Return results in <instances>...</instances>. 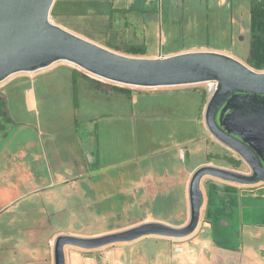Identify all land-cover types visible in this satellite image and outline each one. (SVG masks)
<instances>
[{"label": "rangeland", "instance_id": "obj_1", "mask_svg": "<svg viewBox=\"0 0 264 264\" xmlns=\"http://www.w3.org/2000/svg\"><path fill=\"white\" fill-rule=\"evenodd\" d=\"M170 1L174 5L170 8H156L158 2H155L157 17L143 22L137 14L143 0H54L49 21L123 55L135 56L128 53L132 45L142 47L147 55L208 46L229 48L245 63L249 48V3L241 11L246 32L240 33V44L235 33L238 26L235 7L230 18L226 15L216 18L209 13L205 19L200 10L205 3L210 10L214 0ZM162 2L165 0H159V4ZM224 3L222 0L221 4ZM71 69L86 73L71 63L59 61L31 74L11 76L0 86V133H6L8 125L15 126L13 138L0 143V149L12 153L0 152V184H13L9 189L0 187V264H51V245L58 235L88 238L155 219L150 205L136 207L141 190L135 187L128 193L125 191L128 185L121 189L122 182L127 173L137 169L144 174L151 163L156 168L163 166L162 162L180 164V148L188 154L189 167L209 161L217 167L231 170L238 167L235 171L249 173L235 152L214 140L202 127L210 97L205 95L206 83L132 87L141 95L119 105H107L99 91L86 96L78 90L74 100ZM86 75L99 87L114 85ZM191 90L197 98L188 111L170 100L175 99L176 93ZM34 92L37 103L30 108ZM90 124L96 125V131H89ZM73 136L76 146L72 155L81 157L90 152L97 157L96 167L94 162L84 161L89 170L84 168L82 174L72 158L65 166L57 167L47 156L49 142L54 141L57 146L69 142ZM14 139L23 141L27 149L15 154ZM205 181L225 183L210 176L204 177L203 186ZM242 187L262 188L264 183ZM123 197L135 201L137 214L131 208L127 213L125 200L121 201ZM255 218L258 217L244 214L243 221L249 224ZM188 219L186 201L172 206L166 214V222L177 227L187 224ZM156 239L147 236L129 243L144 248L152 258L158 245L164 247L163 243L153 245ZM257 243L254 241L252 246ZM65 250L69 256L71 251H86L69 246ZM255 257L259 264H264V251Z\"/></svg>", "mask_w": 264, "mask_h": 264}, {"label": "water", "instance_id": "obj_2", "mask_svg": "<svg viewBox=\"0 0 264 264\" xmlns=\"http://www.w3.org/2000/svg\"><path fill=\"white\" fill-rule=\"evenodd\" d=\"M53 1L0 0V83L12 74L34 72L58 61L126 86L168 87L216 81L204 109L205 126L250 169L247 174L200 166L189 181V220L185 226L147 222L98 237L58 235L53 241V264H65V246L94 249L145 235H189L199 221L203 203L199 184L205 175L245 185L264 182V71L215 51H189L159 58L119 54L50 22Z\"/></svg>", "mask_w": 264, "mask_h": 264}, {"label": "crops", "instance_id": "obj_3", "mask_svg": "<svg viewBox=\"0 0 264 264\" xmlns=\"http://www.w3.org/2000/svg\"><path fill=\"white\" fill-rule=\"evenodd\" d=\"M221 1L222 0H214V4L210 10L208 4L205 3L202 6L203 8H201L200 13L205 16V19H207L209 13H211V15L213 14L218 16L216 18L224 17L225 15L230 18L232 14V8L235 7L236 14L238 15L237 22L234 21L238 23L235 31L236 40H238V42L241 44L242 39L240 33L242 31H245V27L243 26L245 23L242 20L243 14L241 13V11L246 4H250V0H245V3L244 0H225L224 4H221ZM155 2H158V4H156V8L160 6H166L167 8H170L171 6H174L170 0H165V2H162V4H159V0H143L142 9L137 12V14L141 16L139 18L141 20L143 19V22L146 19H153L157 17V9H154ZM173 14H175V12H173ZM232 34L233 33H231L230 35L232 36ZM189 51H215L232 56L238 60L240 59L236 56L235 53L230 52L231 50L229 48H212L208 46L179 49L175 51L165 52L163 54H137V57L159 58ZM240 61H242V59ZM31 73L33 72H18L12 74L11 76ZM69 75L72 83L74 100L76 99L78 90L83 92V95L86 96L88 94H91L92 91H99L103 95L105 102H107V105L113 103L119 105L125 100H130L132 97L141 95V93L135 91L136 89L132 88L134 86L119 85L114 83V85H111L109 87H99L93 83L95 81L87 77L86 73L80 72L77 69H71ZM11 76H9L8 78H10ZM1 84L2 82L0 83V86ZM195 94L196 92H193V90L182 91L178 94H174L176 95L175 99L173 100V98L171 97L170 100L172 101V103H176V107L188 111L191 109V107L194 106V99L196 97ZM205 95H207L206 91ZM199 96L198 99H200ZM32 97V104L28 105L30 108L34 107L37 103L35 92L32 94ZM0 99H2L1 94ZM103 124L106 126L108 125V123ZM87 126L90 132L92 130L96 131V125L90 124ZM14 127V125H8L6 133H0V143L7 141V139L9 140L13 138L11 136L14 135L12 133ZM202 127L208 133L205 123H203ZM4 128L5 127L3 125L2 131ZM90 140L91 139L85 140V142L87 143ZM74 141H76V138H74L73 136L71 140H69V142H61L60 145L57 146L54 145V141L49 142V144L47 145V156L48 159L52 158L54 166L56 165L57 167L63 165L65 166L66 164L70 163L72 158L73 161H75L78 165L77 171L79 172V174H82L84 168L86 170H89L84 166V161L88 160L90 163L95 161L97 163V157L96 155L92 156L93 153L90 152L87 156L83 155L80 157L79 154H77V156L72 155L76 146V144L73 143ZM78 141L80 143L82 142V140L80 139ZM13 142L14 144H16L15 154L22 152L23 149H27L26 144L22 143L23 141L18 142L14 139ZM4 150L5 149L2 148L0 149V152H6ZM8 152L12 154L11 151ZM9 153H7V155H9ZM187 155V152L185 153L182 148H180L181 165H173V163L170 162H162L163 166H160V168H156L157 165L151 163V166L147 168L144 174L139 173V169H137L136 172L127 173V178L124 182H122L123 185L121 189H125L128 185L129 188L125 189V191L131 193L130 190L137 187V190H141V192L138 193L141 195H139V197L137 198L138 201H136V207L138 208L140 206L142 207L150 205L151 209L153 210V216L155 217V219L147 220L144 223L159 222L172 227H177L169 224V222H166L167 212L172 208V206L177 205V203L180 202L183 204L184 201L188 202L189 207L188 186L191 175L200 166L211 164L214 166L213 163L206 161L199 163L193 167H189L186 161ZM96 163L94 164L95 167ZM20 165H23V163ZM208 176L209 175H205L200 179L199 187L203 195V203L200 208L198 224L192 233L184 237H167L160 235L141 236H155L157 239L153 242V245L155 243L164 244V247L158 245L157 252H154L152 258L150 257V253L144 248L139 249L138 245H136L135 243H129L133 241L131 240L112 243L102 249H98L100 247L94 249L79 248L86 251H71L69 253L70 256L67 255L65 250L67 246H65V264H259L255 255L259 252L264 251V187H242L245 186V184L227 182L218 178L216 179L221 180L227 184H220L217 182L207 183V181H205V185L203 186L204 177ZM106 182H108L107 179ZM124 183L126 185H124ZM229 184H237L238 187H234ZM12 185L13 184L5 183L0 184V187L9 189V186ZM116 190H120L119 187H116ZM123 195L125 196V194ZM140 197H143V200L140 199ZM122 200H125L126 206L128 207L127 213H129L130 208L135 209V201L132 200V198L130 199L131 201L125 197H123L121 201ZM151 200L153 201L151 202ZM136 209L135 212L137 214L139 209H137V211ZM244 214L253 215L254 217L258 218H255L253 222L246 224L243 221ZM126 229L129 228H124L121 230ZM101 235L105 234H98L94 235L93 237H98ZM251 239H253V241H250ZM254 241H257L258 243L255 244V246H252V243H254ZM51 247V264H53V244L51 245Z\"/></svg>", "mask_w": 264, "mask_h": 264}, {"label": "trees", "instance_id": "obj_4", "mask_svg": "<svg viewBox=\"0 0 264 264\" xmlns=\"http://www.w3.org/2000/svg\"><path fill=\"white\" fill-rule=\"evenodd\" d=\"M249 2V48L244 62L254 70L264 71V0ZM128 50L132 55L144 54L143 48L138 45H132Z\"/></svg>", "mask_w": 264, "mask_h": 264}, {"label": "built area", "instance_id": "obj_5", "mask_svg": "<svg viewBox=\"0 0 264 264\" xmlns=\"http://www.w3.org/2000/svg\"><path fill=\"white\" fill-rule=\"evenodd\" d=\"M204 83H206V93H207V95H211L213 93V91L215 90L216 86H217L216 81L210 80V81H206Z\"/></svg>", "mask_w": 264, "mask_h": 264}, {"label": "flooded vegetation", "instance_id": "obj_6", "mask_svg": "<svg viewBox=\"0 0 264 264\" xmlns=\"http://www.w3.org/2000/svg\"><path fill=\"white\" fill-rule=\"evenodd\" d=\"M221 109V108H220ZM217 117H218V113H217ZM223 145V144H222ZM225 147V146H224ZM227 148V147H226ZM239 160H241L240 159V157H239ZM246 165V164H245ZM247 166V165H246ZM248 167V166H247ZM232 169H234V170H237L238 169V167H232ZM248 169H249V167H248ZM249 173H250V169H249Z\"/></svg>", "mask_w": 264, "mask_h": 264}]
</instances>
